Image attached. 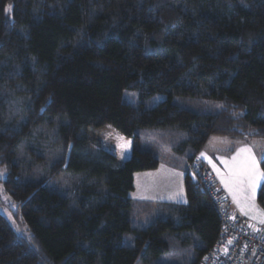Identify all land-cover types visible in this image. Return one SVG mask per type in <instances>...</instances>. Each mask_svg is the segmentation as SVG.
<instances>
[{
    "label": "trees",
    "instance_id": "16d2710c",
    "mask_svg": "<svg viewBox=\"0 0 264 264\" xmlns=\"http://www.w3.org/2000/svg\"><path fill=\"white\" fill-rule=\"evenodd\" d=\"M212 135L264 138V0H0V181L29 231L0 212V264H197ZM159 147L189 164L186 202L151 214L129 192Z\"/></svg>",
    "mask_w": 264,
    "mask_h": 264
},
{
    "label": "crops",
    "instance_id": "0c3cea01",
    "mask_svg": "<svg viewBox=\"0 0 264 264\" xmlns=\"http://www.w3.org/2000/svg\"><path fill=\"white\" fill-rule=\"evenodd\" d=\"M260 140L256 137L229 138L212 135L197 154V157L213 172L219 189L227 194L230 210L248 220L255 227L264 225L261 223L264 217L254 210L250 203L241 198L239 190L245 187V182L241 183L243 178L240 177V172L245 168L248 172L253 170L251 165L253 157L256 166L260 162L262 155V153H258ZM155 142L160 146L164 143L160 139H156ZM241 149H248V151H241ZM175 154L170 147H159L157 167L138 171L133 175V189L129 192V197L134 201L149 204L151 214H155L157 205L163 202H186L184 177L189 164L183 157L176 158Z\"/></svg>",
    "mask_w": 264,
    "mask_h": 264
},
{
    "label": "built area",
    "instance_id": "2783aa9c",
    "mask_svg": "<svg viewBox=\"0 0 264 264\" xmlns=\"http://www.w3.org/2000/svg\"><path fill=\"white\" fill-rule=\"evenodd\" d=\"M191 172L196 186L207 192L220 222L218 240L197 264H264V225L255 227L230 210L227 194L199 158L191 163Z\"/></svg>",
    "mask_w": 264,
    "mask_h": 264
},
{
    "label": "rangeland",
    "instance_id": "374dc122",
    "mask_svg": "<svg viewBox=\"0 0 264 264\" xmlns=\"http://www.w3.org/2000/svg\"><path fill=\"white\" fill-rule=\"evenodd\" d=\"M124 100L129 102V103H138L139 102V98L137 96V94L132 91V90H126L124 91ZM160 99H163V95H156L155 97H153L150 100L146 101V105L147 106H152L154 104H156V102H158ZM261 139L259 141V152L258 153H262L261 158L264 157V138H259ZM258 149V148H257ZM255 150V149H254ZM253 150V152H254ZM257 152V150H255ZM260 172H263L260 166V162L257 164ZM253 174H250L252 173ZM5 169L3 167H0V179L5 177ZM256 173L255 170H250L248 172L247 176L243 177V181L245 182L244 188H241L239 190V194L241 196V198H243L245 200V202L250 203V205L252 206V208H254V210H256L259 214H262V217H264V209H262V207L260 205H258V202L256 200V193L258 191V188L260 187L262 180L264 178V176H259L258 178L255 177ZM241 177V176H240ZM249 177H252L255 180V188L253 189L252 183L249 180ZM242 178V177H241ZM66 176H59L55 179V182L57 185H67L66 182ZM238 192V191H237ZM0 212L8 219V221L10 222V224L12 225L13 229L20 233V234H28V228L26 227L22 216H21V212L20 209L18 207V205L15 203V201L12 200L11 196L4 190L3 186H2V182L0 181ZM220 224V222H219ZM264 224V223H263Z\"/></svg>",
    "mask_w": 264,
    "mask_h": 264
},
{
    "label": "snow or ice",
    "instance_id": "6c2138e0",
    "mask_svg": "<svg viewBox=\"0 0 264 264\" xmlns=\"http://www.w3.org/2000/svg\"><path fill=\"white\" fill-rule=\"evenodd\" d=\"M241 151H248V149H241ZM203 155V153H202ZM235 160V157L233 158ZM251 165L252 168L255 170L256 177L258 178L259 176H264V172H260L258 166H256L255 158L253 157L251 159ZM248 175L247 169H242L240 172V176L243 178L244 176ZM250 182L252 183L253 189L255 188V180L252 177H249ZM241 183H243V179H241ZM243 211V209H241ZM261 223H264V220H261ZM231 243V241H229Z\"/></svg>",
    "mask_w": 264,
    "mask_h": 264
},
{
    "label": "water",
    "instance_id": "95a60500",
    "mask_svg": "<svg viewBox=\"0 0 264 264\" xmlns=\"http://www.w3.org/2000/svg\"><path fill=\"white\" fill-rule=\"evenodd\" d=\"M189 176H190V178L192 179L193 182L196 181V178H195L193 172H189Z\"/></svg>",
    "mask_w": 264,
    "mask_h": 264
}]
</instances>
